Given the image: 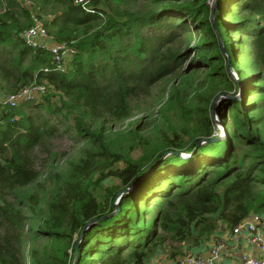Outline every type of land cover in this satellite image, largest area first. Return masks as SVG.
<instances>
[{
	"label": "trees",
	"instance_id": "trees-1",
	"mask_svg": "<svg viewBox=\"0 0 264 264\" xmlns=\"http://www.w3.org/2000/svg\"><path fill=\"white\" fill-rule=\"evenodd\" d=\"M144 1L146 11L133 13L113 7L121 0H89L91 11L76 0H31L47 41L74 49L59 69L50 48L21 36L32 24L24 1L0 0V91L33 82L47 91L41 101L0 104V264H148L159 246L176 243L174 258L221 224L264 213V0H217L214 9L210 0ZM190 34L191 58L188 43L175 47ZM171 74L158 117L106 136ZM211 80L221 90H207ZM225 90L241 99L223 100L227 136L214 141L211 104ZM60 124L83 143L81 155L65 172H42L36 151Z\"/></svg>",
	"mask_w": 264,
	"mask_h": 264
},
{
	"label": "rangeland",
	"instance_id": "rangeland-1",
	"mask_svg": "<svg viewBox=\"0 0 264 264\" xmlns=\"http://www.w3.org/2000/svg\"><path fill=\"white\" fill-rule=\"evenodd\" d=\"M213 2H214L213 0H210V3H212V5H213ZM113 7L115 9L116 8L117 9H127V10L132 11L133 13H144L146 9L148 8V5L144 0H121V2L119 3H113ZM106 11H107L106 15H108L109 13H112L111 9H107ZM104 20L105 19L103 18V21ZM141 31L143 35H149L151 32L155 31V28H147V27L144 28L143 27ZM228 34L231 37L229 39H234L236 36L234 32H229ZM196 39H197V36H195L194 34H190V36L185 38V40L181 38L179 41H177L175 43V47L181 46L182 48H184V46L188 43L189 46L187 47L186 51L190 52V58H191L193 56V50L191 49L192 48L191 46L194 44ZM45 43L48 44V41H46ZM190 58L185 60V62L183 63L184 69L187 68ZM236 59H237V62L241 65V68L243 70L245 71L249 70V67L246 64L248 56H240V57H237ZM228 73L231 76H233L235 79H237V71L233 66H230L229 63H228ZM198 76H199L198 79H201L203 77V73L202 72L199 73ZM176 80H177V75L171 74L168 77L157 82V84L154 85L152 88V92L150 93L151 95L149 97H144L139 100V106L137 108L135 107L133 110V117L124 122L114 123L113 125H111V128L107 129L106 136L111 139H119L121 133H123L129 127H131L134 124V121L144 114H149L150 117H158L156 116L157 114L156 112L158 108L160 107V105L163 104L167 99L169 85L173 81L176 82ZM221 87L222 85L220 83H218L217 81L211 80L209 82L207 90H212L214 88L221 90ZM2 94H5V92L0 91V96ZM232 97H235V98H232ZM250 97L256 98L255 95L250 96ZM250 97L245 96L244 103H247L250 100ZM228 99H241L240 92L234 93V90L220 91V94H218L216 98L213 99L212 104H211L212 117L215 122L216 132L219 134V136H222V138H225L227 136V130L224 128V125L221 122L220 116L218 113L220 111V107L223 103V100H228ZM132 103L136 105L134 101ZM228 112H229L228 108H226L225 109L226 116H228ZM263 112H264V104H263ZM176 119L177 120H175V124L177 125V127L182 126V122L179 120V118H176ZM228 121H229V118H228ZM153 130H154V127H152V129L149 130L150 132L147 133L149 137L153 136V132H155ZM120 141L121 140H119L118 142ZM82 145H83L82 142H77V138H75L74 134L71 133L69 128L65 129L64 125L60 124L59 132H57L55 136H53L50 140H47L44 146L37 149L36 151L37 157L35 159L36 167L38 169H41L42 172H45L48 170L65 172L69 165V161L71 159L77 160L79 156L81 155L80 147ZM49 152H56V155H54V157H51ZM106 181L110 183L111 181L113 182L114 180L110 178V179H107ZM117 182H118L117 180L114 181L115 184H117ZM120 195L121 194H118L116 196L115 203L118 202ZM149 216H150V213H146L145 219H148ZM76 236L77 235L75 234L73 236V239ZM44 244H45L44 239H39L38 241H36V245L38 247H43ZM169 244L174 248L176 243H169ZM172 247L167 245V243L164 244L163 246H159V248L157 249L158 251L153 256V257H158L157 259L155 258L156 263L158 264L161 263V258H159V256L162 257L164 255L166 256L168 255V257H170V253H172L171 252ZM191 249L192 248L188 249L187 246L182 245L181 250L183 254L181 255V257L185 256L187 253H191L190 252ZM178 256L180 255L178 254Z\"/></svg>",
	"mask_w": 264,
	"mask_h": 264
},
{
	"label": "built area",
	"instance_id": "built-area-1",
	"mask_svg": "<svg viewBox=\"0 0 264 264\" xmlns=\"http://www.w3.org/2000/svg\"><path fill=\"white\" fill-rule=\"evenodd\" d=\"M29 7L31 26L25 29L21 36L30 45L39 44L50 48L53 54L54 60L58 63L59 69L64 68V61L66 57L74 53V49L68 46L66 43H50L46 44V30L43 25L41 17L31 7V0H22ZM76 3L80 4L86 11H91L89 6V0H76ZM46 40V41H45ZM46 86L41 83L33 82L30 85H25L15 92L5 93L0 96V104L8 105L10 107H16L23 102L41 101L46 95ZM264 231V216L261 214H251L247 218L243 219L231 229L229 239L232 243H238L241 234L247 233V240L251 244L258 247L259 254L245 255L244 264H264V236L261 231ZM222 243H215L209 249V254L206 256L194 253H187L178 261H174L171 264H224L219 259V250L222 248Z\"/></svg>",
	"mask_w": 264,
	"mask_h": 264
},
{
	"label": "crops",
	"instance_id": "crops-1",
	"mask_svg": "<svg viewBox=\"0 0 264 264\" xmlns=\"http://www.w3.org/2000/svg\"><path fill=\"white\" fill-rule=\"evenodd\" d=\"M264 216V213L261 214ZM232 228L226 227V225H221L217 231L212 235V237L202 243L199 246L192 247L191 253L200 254L206 256L209 254L210 247L215 243H222L223 246L219 250V259L224 264H244V256L245 255H255L259 254L258 247L254 244H251L247 240V233L241 234L240 240L238 243H232L229 239V235L231 233ZM262 235L264 236V231L260 230ZM250 250H249V248ZM183 257V256H182ZM181 255L174 256V258L168 257V255H164L161 258L160 264H171L174 261H178L182 258ZM158 257H152L148 264H158L156 263V259Z\"/></svg>",
	"mask_w": 264,
	"mask_h": 264
},
{
	"label": "water",
	"instance_id": "water-1",
	"mask_svg": "<svg viewBox=\"0 0 264 264\" xmlns=\"http://www.w3.org/2000/svg\"><path fill=\"white\" fill-rule=\"evenodd\" d=\"M216 2H217V0L214 1L212 9H214V7H215V5H216ZM232 98H235V97H232ZM221 138H222V136H218V137H216V138H213L212 140L217 141L218 139H221ZM129 190H130V187L127 188V189H125V190L120 191L119 194H122L123 192L129 191ZM101 218H103V217H101ZM97 220H98V219H97ZM94 221H95V219L89 221V222H88V223L82 228V230L80 231V238L83 236L84 230H85V229H86V228H87L92 222H94ZM78 243H79V240H78V241L76 242V244H75V249H77ZM72 264H75V260H74V262H73Z\"/></svg>",
	"mask_w": 264,
	"mask_h": 264
}]
</instances>
